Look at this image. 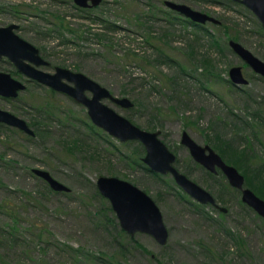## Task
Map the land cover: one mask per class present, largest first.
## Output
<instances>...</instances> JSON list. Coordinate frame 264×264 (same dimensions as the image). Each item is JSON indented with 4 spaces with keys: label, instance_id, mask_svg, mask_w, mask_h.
I'll use <instances>...</instances> for the list:
<instances>
[{
    "label": "rangeland",
    "instance_id": "1",
    "mask_svg": "<svg viewBox=\"0 0 264 264\" xmlns=\"http://www.w3.org/2000/svg\"><path fill=\"white\" fill-rule=\"evenodd\" d=\"M165 1L103 0L82 9L74 0H0V27L19 25L16 33L49 62L43 70L70 69L129 98L130 109L104 102L141 129L160 131L177 155L175 167L227 212L200 204L171 175L154 176L142 160L143 166L136 163L139 142L110 136L92 123L85 106L31 82L2 58L0 71L27 89L15 100L0 97V109L42 127L31 139L0 124V264H264V217L242 202L222 172L211 176L181 144L186 131L210 146L255 192L246 176L259 184L264 174V78L229 42L264 61V28L248 8L231 0H170L221 21L203 27ZM235 66L243 68L248 85L230 82ZM75 139L82 149L71 153ZM33 169L48 171L71 192L52 191ZM101 176L129 181L155 200L169 231L165 245L122 230L108 200L95 195Z\"/></svg>",
    "mask_w": 264,
    "mask_h": 264
},
{
    "label": "water",
    "instance_id": "2",
    "mask_svg": "<svg viewBox=\"0 0 264 264\" xmlns=\"http://www.w3.org/2000/svg\"><path fill=\"white\" fill-rule=\"evenodd\" d=\"M231 1L248 8L264 28V0ZM74 2L76 6L86 9L100 6L103 0H74ZM165 6L198 25L221 24V21L215 17L186 4L167 0ZM18 28L19 26L15 24L0 27V59L7 58L27 78L65 93L85 106L92 123L120 142L141 143L145 149L142 162L151 171L160 175H171L177 185L200 204L218 206L215 197L209 191L175 167L177 155L161 139L160 131L150 132L141 129L104 102L110 100L121 108L130 109L134 107V103L129 98L116 97L107 88L86 75L70 69L57 67L53 74L41 69L48 67L49 62L41 56L38 48L15 32ZM229 45L249 68L264 78V61L237 41L231 40ZM229 78L237 86L249 84L240 66L230 69ZM25 89L26 85L23 82L13 79L10 74L0 72V97L14 99ZM87 92L92 93V97H88ZM0 123L17 128L29 136H35V131L24 119L2 109H0ZM181 144L189 150L192 158L207 170L217 173L219 168L229 180L230 185L242 191L243 202L264 217V200L253 190L245 187V177L236 167L227 164L210 146L198 144L186 131L182 133ZM33 173L46 181L53 191L71 192L69 187L55 179L48 171L33 169ZM96 186L99 193L110 203L120 227L129 236L145 233L161 245L168 242L169 231L165 225L163 213L147 192L115 176L99 177ZM222 211L225 212L226 209L222 208Z\"/></svg>",
    "mask_w": 264,
    "mask_h": 264
},
{
    "label": "trees",
    "instance_id": "3",
    "mask_svg": "<svg viewBox=\"0 0 264 264\" xmlns=\"http://www.w3.org/2000/svg\"><path fill=\"white\" fill-rule=\"evenodd\" d=\"M164 4H165V2H164ZM194 26H201V27H203L202 25H198V24H195V23H193V22H191ZM150 43H151V41H150ZM216 43V45L218 44L217 42H215ZM206 61H207V59H206ZM205 64H207L208 65V61L205 63ZM38 121V120H37ZM41 122L40 121H38V122H32L30 125L32 126V128H35V136H28V137H30L31 139L33 138V137H36L39 133H40V129H41V125L39 126V124H40ZM38 126H39V128L40 129H38ZM80 142H82V141H80V140H78V139H75L74 141H72L70 144H69V147H68V149H69V151L72 153V152H74V151H77V150H81L82 149V145H81V143ZM69 143V142H68ZM83 143V142H82ZM140 145V147H141V150H140V152H139V156H138V158H137V160H136V163H138V164H140V165H142L143 166V164L141 163V161L140 160H142V156H143V154L145 153L144 151V147L141 145V144H139ZM140 155H142V156H140ZM145 169L147 170V171H149V172H151V173H153V175L154 176H156V177H159V174H157V173H154V172H152L149 168H147L146 166H145ZM247 181H248V184L250 185V187L252 188V189H254L255 190V193L256 194H258L262 199H264V174L263 175H260L257 179V182L259 183V184H256V183H252L251 181H250V179H249V174H247ZM45 189L46 190H48V191H51L50 190V188L49 187H47V186H45ZM94 190H95V195L98 197V198H100L101 199V201H105L106 199L99 193V191L97 190V187L94 185ZM53 191V190H52ZM55 192V191H54ZM59 193V192H58ZM62 194H65V195H68L67 193H64V192H62ZM107 201V200H106ZM108 202V201H107ZM107 209H108V211H110L112 214H114V212H113V210H112V207L110 206V205H107ZM115 215V214H114ZM114 218H115V220H114V222L118 225V221H117V219H116V217L114 216ZM12 230L14 231V229L12 228ZM44 231H45V229H44ZM43 230H42V232H44ZM8 233V232H7ZM9 241H12V242H14L15 243V239H13V238H10L9 237V239H8Z\"/></svg>",
    "mask_w": 264,
    "mask_h": 264
},
{
    "label": "flooded vegetation",
    "instance_id": "4",
    "mask_svg": "<svg viewBox=\"0 0 264 264\" xmlns=\"http://www.w3.org/2000/svg\"><path fill=\"white\" fill-rule=\"evenodd\" d=\"M16 25V24H15ZM19 26V25H18ZM19 29V28H18ZM17 29V30H18ZM17 30L15 31V32H17ZM13 64V63H12ZM15 66V65H14ZM49 67V66H48ZM0 72H3V71H0ZM3 73H7V74H10L11 75V77L13 78V76H12V74L11 73H8V72H3ZM263 78V77H262ZM13 79H15V78H13ZM29 79V78H28ZM15 80H17V79H15ZM31 82L33 81V82H37V81H34V80H31V79H29ZM18 81V80H17ZM21 82V81H20ZM37 83H39V82H37ZM25 85H26V83H25ZM238 87V86H237ZM26 89H27V86H26ZM25 89V90H26ZM24 90V91H25ZM21 92H19V94H20ZM19 97V95L16 97V98H14V99H9V98H4V97H2V98H4V99H6V100H15V99H17ZM6 111V110H5ZM9 112V111H8ZM28 123V122H27ZM1 125H6V124H3V123H0ZM6 126H8V125H6ZM30 126V125H29ZM8 127H11V126H8ZM31 127V126H30ZM11 128H14V127H11ZM17 129V128H16ZM19 130V129H18ZM25 133V132H24ZM26 134V133H25ZM28 135V134H27ZM145 150V149H144ZM191 155V154H190ZM220 155V154H219ZM221 156V155H220ZM192 157V156H191ZM222 157V156H221ZM143 158V157H142ZM194 160V159H193ZM224 160V159H223ZM195 161V160H194ZM225 161V160H224ZM177 162V161H176ZM196 162V161H195ZM226 162V161H225ZM197 163V162H196ZM227 164H229L228 162H226ZM198 164V163H197ZM229 165H231V164H229ZM200 166H202V165H200ZM235 167V166H234ZM205 168V167H204ZM206 169V168H205ZM179 170V169H178ZM207 170V169H206ZM207 172L211 175V176H215V175H218L220 172H222L219 168L217 169V173H213V172H211V171H209V170H207ZM223 173V172H222ZM226 177V176H225ZM227 179V178H226ZM227 181H228V183H229V180L227 179ZM229 185H230V183H229ZM231 186V185H230ZM232 187V186H231ZM232 188H234V187H232ZM235 190H237V191H239V192H241V200H242V191L241 190H239V189H236V188H234ZM211 193V192H210ZM212 194V193H211ZM213 195V194H212ZM214 196V195H213ZM215 197V196H214ZM216 199V198H215ZM242 202H243V200H242ZM244 203V202H243ZM216 204L218 205V206H216V205H212V204H208V206H213L214 208H216V209H219L220 211H222V208L223 207H221L220 206V204L217 202V199H216ZM246 204V203H245ZM247 205V204H246ZM206 206V205H205ZM225 209V208H224ZM223 212V211H222ZM227 212V209H226V211L225 212H223V213H226Z\"/></svg>",
    "mask_w": 264,
    "mask_h": 264
}]
</instances>
